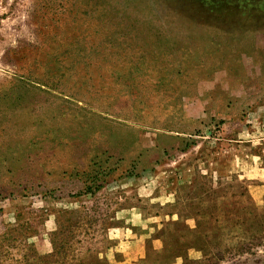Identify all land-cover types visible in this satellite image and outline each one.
<instances>
[{
	"label": "rangeland",
	"instance_id": "obj_1",
	"mask_svg": "<svg viewBox=\"0 0 264 264\" xmlns=\"http://www.w3.org/2000/svg\"><path fill=\"white\" fill-rule=\"evenodd\" d=\"M0 264H264V0H0Z\"/></svg>",
	"mask_w": 264,
	"mask_h": 264
}]
</instances>
